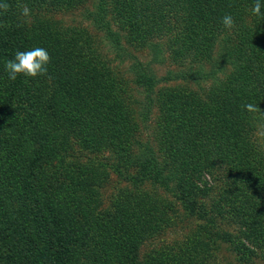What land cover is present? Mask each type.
Returning a JSON list of instances; mask_svg holds the SVG:
<instances>
[{
	"label": "trees",
	"instance_id": "1",
	"mask_svg": "<svg viewBox=\"0 0 264 264\" xmlns=\"http://www.w3.org/2000/svg\"><path fill=\"white\" fill-rule=\"evenodd\" d=\"M86 1L0 0V264H219L210 242L238 264L264 259V15H252L254 0H90L86 19L116 49L122 31L177 65L159 78L130 67L134 89L162 85L155 149L140 136L152 101L138 105L86 27L52 16ZM34 47L51 57L47 76L9 80L6 61ZM108 167L127 185L104 207ZM178 205L202 222L168 245Z\"/></svg>",
	"mask_w": 264,
	"mask_h": 264
},
{
	"label": "rangeland",
	"instance_id": "2",
	"mask_svg": "<svg viewBox=\"0 0 264 264\" xmlns=\"http://www.w3.org/2000/svg\"><path fill=\"white\" fill-rule=\"evenodd\" d=\"M90 3V0H87L85 4L71 10H62L58 12L52 13V16L56 19H59L63 24L66 25H82L83 27H86L90 35L96 40L97 44L99 45L98 48L101 51V54L105 57L106 60H108L110 66L112 69L122 75V77L128 81L130 87H131V93L135 99H137L140 103L138 105L144 104L148 100H151L153 104H151L150 111L148 113V122L144 127H141V133L140 136L143 140H147L152 149H155V142L152 137V116L154 115L155 110V99H156V91L160 88V85L155 86V88L152 91H145L141 88H133L134 86L130 82L131 79V73H130V67L133 66V64L137 62H141L143 64H147L149 69H151L153 75L156 78L163 77V75L167 72L169 69H177L176 63L174 61H171V59L168 58V56L165 54V59L158 63L157 60L153 58L152 51L148 49L146 46H140L137 44H133L128 39V36L124 34V32H119L118 36V43L120 47L115 48V46H112L109 40L102 37V32L95 29L90 21L86 19V10L88 8V5ZM115 29V27H113ZM114 45V43H113ZM168 84H165V86ZM143 93L145 94V100L143 97ZM138 107V106H137ZM136 107V108H137ZM141 107V106H139ZM145 109V108H144ZM154 145V146H153ZM156 152V151H154ZM105 157V158H104ZM106 153H97L96 158H99L102 163L105 164V162H108L107 160H112L110 157H108ZM104 158V159H102ZM107 159V160H106ZM105 161V162H104ZM107 178L105 182L103 183L102 188L100 189V199L102 201V205L104 207H109L110 203L113 198V194L116 192V190L119 187L126 186V182L124 180H121L119 176H117L114 172H112L109 167L107 168ZM206 181L209 182V178H205ZM144 189L148 192L152 191V188L150 186H144ZM213 192V190H212ZM159 194V191H158ZM161 194V193H160ZM167 199H170L171 196L168 195L166 197ZM199 201H202L199 199ZM177 208L178 215L182 217L177 220L174 224H172L170 227L165 229L164 235H163V243L171 244L172 242H179L182 240L183 237L188 236L190 231H194L198 229L199 223L202 221L195 218V215H186L184 211L179 207ZM185 215V216H183ZM221 223L226 224V221H221ZM210 247H215V253L220 257V261L217 260L219 264H238V261L235 258V254L230 251V248L227 247V245L220 243L214 245L210 242ZM253 264V263H249ZM254 264H264L263 258H255Z\"/></svg>",
	"mask_w": 264,
	"mask_h": 264
},
{
	"label": "clouds",
	"instance_id": "3",
	"mask_svg": "<svg viewBox=\"0 0 264 264\" xmlns=\"http://www.w3.org/2000/svg\"><path fill=\"white\" fill-rule=\"evenodd\" d=\"M264 7L262 0H254L251 12L254 16H262L261 9ZM0 8H3L7 11L8 5H0ZM22 15L27 17L29 15V9L24 6L22 8ZM222 24L226 29H233L235 27V21L233 17L225 15L222 18ZM51 62V57L46 49L42 47H34L32 49L20 51L17 50L12 59H9L5 63V70L8 74V79L15 81L18 76H24L26 78L35 79L41 76H47L48 74V65ZM255 107L251 104L246 105L248 110H255Z\"/></svg>",
	"mask_w": 264,
	"mask_h": 264
}]
</instances>
